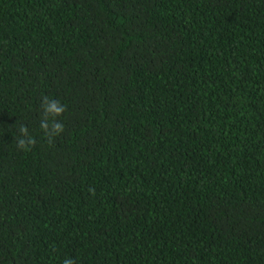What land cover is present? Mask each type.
Listing matches in <instances>:
<instances>
[{"label": "trees", "instance_id": "obj_1", "mask_svg": "<svg viewBox=\"0 0 264 264\" xmlns=\"http://www.w3.org/2000/svg\"><path fill=\"white\" fill-rule=\"evenodd\" d=\"M65 258L264 264V0H0V264Z\"/></svg>", "mask_w": 264, "mask_h": 264}, {"label": "clouds", "instance_id": "obj_2", "mask_svg": "<svg viewBox=\"0 0 264 264\" xmlns=\"http://www.w3.org/2000/svg\"><path fill=\"white\" fill-rule=\"evenodd\" d=\"M43 109L42 119L40 121V128L43 129L45 135L51 139L64 131V124L59 122L56 118L61 116L66 111V108L59 100L49 99L44 96L41 101ZM20 136L16 138L17 148L24 151H30L35 146L36 140L29 135L26 125L19 127ZM63 264H75L71 258H65Z\"/></svg>", "mask_w": 264, "mask_h": 264}]
</instances>
